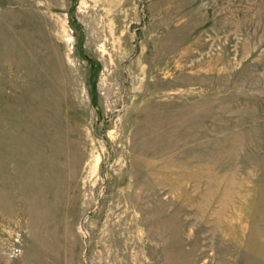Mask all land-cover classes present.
I'll return each mask as SVG.
<instances>
[{
  "label": "rangeland",
  "instance_id": "obj_1",
  "mask_svg": "<svg viewBox=\"0 0 264 264\" xmlns=\"http://www.w3.org/2000/svg\"><path fill=\"white\" fill-rule=\"evenodd\" d=\"M0 264H264V0H0Z\"/></svg>",
  "mask_w": 264,
  "mask_h": 264
}]
</instances>
